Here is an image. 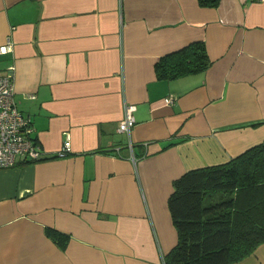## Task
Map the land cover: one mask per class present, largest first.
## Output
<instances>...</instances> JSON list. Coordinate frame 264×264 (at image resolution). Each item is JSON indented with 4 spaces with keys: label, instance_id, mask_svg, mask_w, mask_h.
Masks as SVG:
<instances>
[{
    "label": "crops",
    "instance_id": "1",
    "mask_svg": "<svg viewBox=\"0 0 264 264\" xmlns=\"http://www.w3.org/2000/svg\"><path fill=\"white\" fill-rule=\"evenodd\" d=\"M7 39L0 74L42 156L0 168V264H164L173 179L264 141V0H0ZM196 40L206 69L157 77ZM229 264H264V241Z\"/></svg>",
    "mask_w": 264,
    "mask_h": 264
},
{
    "label": "trees",
    "instance_id": "2",
    "mask_svg": "<svg viewBox=\"0 0 264 264\" xmlns=\"http://www.w3.org/2000/svg\"><path fill=\"white\" fill-rule=\"evenodd\" d=\"M210 63L205 43L196 40L159 57L155 72L171 79ZM167 205L177 242L164 264H229L245 257L264 241V141L224 162L184 171L173 179ZM46 231L58 241L64 237L53 228Z\"/></svg>",
    "mask_w": 264,
    "mask_h": 264
},
{
    "label": "built area",
    "instance_id": "3",
    "mask_svg": "<svg viewBox=\"0 0 264 264\" xmlns=\"http://www.w3.org/2000/svg\"><path fill=\"white\" fill-rule=\"evenodd\" d=\"M11 50L9 39L0 44V53ZM13 77L11 70L0 74V168L14 165L18 158L33 161L42 156L41 147L32 135L29 118L21 113L14 101ZM164 100L171 102L172 98L167 96ZM134 108V104L125 102L124 113L117 126L119 131L129 132L134 126ZM69 145L70 141L65 140L56 155H66Z\"/></svg>",
    "mask_w": 264,
    "mask_h": 264
}]
</instances>
